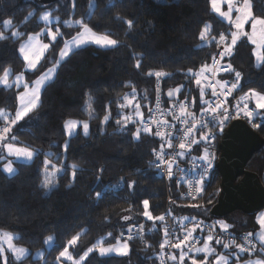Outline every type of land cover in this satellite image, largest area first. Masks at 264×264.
I'll return each mask as SVG.
<instances>
[{"label":"trees","instance_id":"obj_1","mask_svg":"<svg viewBox=\"0 0 264 264\" xmlns=\"http://www.w3.org/2000/svg\"><path fill=\"white\" fill-rule=\"evenodd\" d=\"M250 4L252 15L264 18V0H250ZM43 5L36 0H0V33L7 37L0 39V76L8 67L13 74L23 69L17 47L29 32L39 30L41 22L37 15ZM30 12L34 15L29 18ZM53 12L60 19H82L93 30L112 36L118 44L107 48L85 45L72 52L42 88L39 106L29 113V121L11 125L6 139L0 142L11 140L35 151L31 161L13 162L15 171L11 174L2 171L1 163L5 160H0V232L11 233L12 242L29 251L19 261L6 255L9 264H71L60 260L59 254L73 236L78 237L77 241L68 249L75 258L88 247L96 246L99 239L112 243L121 238L131 224L163 223L143 215L144 200L149 201L147 211L153 218L168 211L175 227L188 216L203 220L220 218L233 232L252 233L259 248L256 239L259 224L254 217L257 211L234 210L223 216L210 213L220 188L215 164L204 179L200 195L191 200L181 199L170 180H165L154 168L162 146L164 149V140L143 130L138 137L135 135L152 103L157 81L165 103L186 98L199 107L202 105L201 99L207 92L203 91L201 98L193 72L210 61L215 39L221 34L228 38L230 29L213 13L210 0H74V3L68 0ZM6 20L12 21L10 28L4 27ZM127 21H132L131 27ZM205 25L210 28L202 39L200 33ZM78 27H69V33ZM61 28L67 32V27ZM13 31L22 35L13 37ZM251 51V44L240 39L225 60L241 74L240 89L264 92V63L255 66ZM48 63L47 55L37 70L26 72L27 80ZM150 72L153 75H148ZM155 72L167 75L158 78ZM231 72L222 73L221 78L229 79ZM16 93L14 86L0 85V110L8 115L7 120L15 110ZM261 113L262 116L246 121L264 139V111ZM106 115L108 119L102 124ZM71 118L87 122V134L78 129L66 137L63 125ZM8 124L2 116L0 126ZM220 137L221 133L214 142L215 161ZM191 151L199 149L194 145ZM46 159L51 162L47 166ZM73 164L77 165L75 169ZM245 168L255 172L264 185V144ZM46 174L51 180L48 189L43 187ZM168 195L172 198L170 202L166 200ZM123 214L131 215L132 221L121 223ZM49 236L51 243L46 247L45 239ZM165 236L163 230H156L140 238L126 239L129 245L126 255L99 256L92 252L80 264H193V261L211 264L216 253L227 252L233 246L229 244L226 249L224 243L208 241L215 249L209 255L184 245L181 249L166 248ZM40 249L42 256L34 258L32 254ZM182 250L186 253L183 262L179 259ZM254 254L241 252L239 256ZM4 256V253L0 256V264H4ZM172 256L176 259H171Z\"/></svg>","mask_w":264,"mask_h":264},{"label":"snow or ice","instance_id":"obj_2","mask_svg":"<svg viewBox=\"0 0 264 264\" xmlns=\"http://www.w3.org/2000/svg\"><path fill=\"white\" fill-rule=\"evenodd\" d=\"M226 2L228 3V7H229V11L227 12H223L220 10V8L217 5V0H212V7L213 9L219 13V15L221 17L227 18L229 20V22H231V11L233 9V7H235L233 0H226ZM250 0H244V4L245 7H238L236 8V11L238 13H240V15H238L236 17L235 20V29L236 31L231 32V41L230 43H227L223 49V51L220 53L221 58H223L224 56H228L231 55L232 49L233 47L237 44V41L240 39L241 36H247L249 38V40L252 41V43L257 44L259 48L264 49V39L261 40H257L256 39V34L257 31L259 30L262 34H264V18H259L256 17L254 15H252V13L250 11H246V7L249 5ZM74 3V0H73ZM90 7H94V5H90ZM34 15V13L30 12L29 13V18ZM50 16L51 13L50 12H44L40 19L42 21L45 22V24H50L51 20H50ZM119 18V17H118ZM57 22H59V18H56ZM246 22H250L251 23V28H252V34L249 35V33L244 32L243 31V27L244 24ZM64 25L66 27H76V26H80L82 31L77 33V35L73 36L71 39L69 40H64L63 41V48L60 50L59 52V59L56 60V64L59 65L63 60H65L67 57H69V55L74 52L75 50L83 47L84 45H86L87 43H95L97 45L103 46V47H112V46H116L118 44V41L111 39L110 36L108 35H103V36H98L97 34H95L94 32H92V29L89 28V26L87 24H85L83 22V20H75V21H64L63 22ZM127 24L129 25V27H131L132 25V21H127ZM12 26V21L11 20H6L4 21V27L5 28H10ZM259 26V29H258ZM210 28V25H205L204 29L201 31L200 33V37L202 39L205 38V33L208 31V29ZM44 33H46V35L48 37L51 38L50 42H54L57 40L58 36H63V33H61L60 28L57 27L55 31H52V29L46 28L43 30ZM42 33H37L35 35H29L28 39L21 44L20 46V53L23 55L24 60L27 62V68L30 70H37V65L40 63L41 59L45 57V53L49 50L50 47V43H41V41L39 40V36ZM11 35L13 37H18L21 36L22 34L19 31H13L11 33ZM7 37L4 36L3 33H0V39H6ZM226 37L221 34L220 36V41H225ZM257 61L264 63V51H260L257 52ZM137 67H139V61H137L136 64ZM55 68L52 69H48L44 74H42L39 78H37L34 82H33V86L29 89V86L27 83H24V81L22 80V74L21 75H17L15 78V81H13L12 83H16V86L19 87L21 83H24V87H25V91L21 92L19 94V108L17 109V111L15 112V116L14 118L11 119L10 121V125H15L18 121H20L21 119H23L24 117L28 116L29 113L33 112L40 103V91H41V87L44 86L48 80L53 78V73L55 72ZM207 66H205L204 68L201 69V72L206 71ZM224 71H234V69H232L231 64H228L226 67L223 68ZM11 74V70L10 69H5L4 71V75L0 76V84H3L6 87H11L12 83L9 82V75ZM148 75H153V73H149ZM154 75L156 77H162L167 75L166 73L163 72H155ZM198 75V74H195ZM236 75V80L237 83L240 79L241 74L239 72L235 73ZM196 83L199 85L201 83V81L199 79L196 80ZM237 83H233L232 84V88H236L237 87ZM226 84V82H224L223 84H221V87H224ZM133 93H135V89H133ZM169 97H171L172 93L169 92ZM204 92L203 89H201V98L203 97ZM213 95H216L215 92V88L213 87ZM253 95L257 96V108H264V95H261L259 93H255L253 92ZM125 99H127V97H125ZM207 103V102H206ZM124 105H121V107H123ZM184 105L181 104V117L184 115H188L191 116V113H185L184 112ZM89 108H91V105L89 104ZM221 108V105L217 104L215 107L210 108L208 111H210L211 113H216L217 109ZM202 111H205L204 109H201ZM137 115H140L139 113V105H137ZM245 115L248 117L252 116V112H245ZM0 116H3L5 120L8 119V115L6 113L3 112V110H0ZM222 119L220 120V123L222 124L224 122V120H227L230 118V116H228L227 114V110L225 109L223 113H221ZM181 117H177V119H181ZM108 117H105V120H107ZM130 119V117L128 118ZM127 122V120L125 121ZM182 123L187 124L188 121L187 120H181ZM117 123H119V121H117ZM143 123V122H141ZM165 125H167V121L163 122ZM10 125L6 126L2 129V131H0V141L5 139L6 134L10 131ZM170 126V125H169ZM254 127L256 125H253ZM76 127V122H69L66 124V128L68 129H74ZM195 127V125L192 126V128H188L187 131H185L183 133V136L185 138H187L189 136V134L192 132L193 128ZM83 129H84V133L87 134L88 129H89V125L87 122H85L83 124ZM145 132H149L150 128L148 127H144L142 129ZM141 129L138 128L137 132L135 133V135L138 137L140 134ZM155 135L157 136H161L164 137L165 135L171 136V133H163L161 131H157L155 133ZM207 136H202L201 139H207ZM13 139H15L13 137ZM199 141L197 140H191L190 142H185L184 140L181 141V143L179 144V148L182 150L178 153V155L183 156L184 155V151L185 149H190L192 147L193 144H198ZM167 146L169 148L172 147V143L171 140L168 141ZM5 147L8 150V154L9 155H15L17 157V159L20 158H24V159H32L34 157V152L32 150H30L27 147L24 148H14V146L12 144H6ZM67 147V145H65V148ZM163 146L161 149V153H158V158L160 160L161 163H167L168 164V176L172 177L173 172H172V165L173 163H175V160L173 159L172 161H165L164 157H163ZM211 154H209V156H205L202 159H204L207 162V166L204 170L203 173H201L200 176V181H197V183H200L201 181H203V179L207 176V169L211 168V158H210ZM4 157L0 156V160H2ZM51 162L49 160H45L44 164L47 166L48 164H50ZM77 165L73 164L72 168H76ZM157 167H159V165H157ZM4 170L8 173H13L15 171V169H13L12 167V161H9L7 164L4 165ZM62 170V169H58ZM74 175V174H73ZM51 184V180L48 178V175H45L44 181H43V187L48 189L49 185ZM191 186V184H190ZM197 191H199L200 189L197 188ZM98 196L100 195L99 193L97 194ZM143 205L145 208V211L143 213V215L145 217H147L149 220H159V221H163L164 220V216L161 215L159 217H155L153 218L151 216V214L147 211V208L149 206V201L144 200L143 201ZM223 224V228L224 230H227L229 228V225H227L224 222H221ZM258 223L260 224V231L256 234V238L259 240L260 242V246L258 251L261 253L262 256H264V214H261L260 217H258ZM195 229H193L194 231ZM131 233V229L129 230ZM3 237L5 239H7L9 241V250L13 253L14 258L16 260H21L22 258H24V256L26 255V250L20 247L15 246L14 244L11 243V241L14 239L13 235L11 233H3L2 234ZM79 235V234H78ZM165 235H169V230L167 228H165ZM192 235L191 231H188L187 235H185L183 237V239H181L178 243H175L174 247L176 249H181L182 245L185 244L186 241L189 240V237ZM252 233H249L245 236V240L248 242V247H245L243 244L241 245H235L236 248L239 249L240 252H248V253H252L257 251V245L256 243L253 242V240L251 239L252 237ZM77 236H73L72 239L70 241H68L69 244L74 245L77 241ZM133 237L131 236V234L129 235V239H132ZM49 240H51L52 238L49 237ZM213 240V236L209 235L207 237V240L204 244L203 247H197L195 248V251L197 253H207V254H212L215 252V249L211 248L208 244V241H212ZM167 242V241H166ZM119 243V241H118ZM216 243H221L220 240H217ZM232 244H235V241L233 240L231 242ZM161 249L164 248V244L160 245ZM224 248H229L230 245L229 243H224L223 244ZM93 249H88V252H91ZM129 250V245L127 241H124L121 247H115V246H110L108 248H104V247H100L99 251L101 255H104L106 253L112 252V251H118L121 255H126L127 252ZM4 249L2 246H0V256L3 255ZM88 252L85 253V256H87ZM68 253V249L67 247H65L64 251H62L59 255L61 257L67 256L68 260H72V257L70 255H67ZM186 253L183 252V250L181 251V255L179 257L180 261L183 262L184 260V256ZM233 255H235V253H233ZM4 258V264H9L8 258L6 256L3 257ZM81 260L84 259V257L80 258ZM171 259L175 260L176 257L172 256ZM207 259V257H206ZM237 260H239V256H237ZM74 264H79V261L74 262ZM193 264H196L195 261H193ZM203 264V262H202ZM216 264H229V257L227 256H218L217 257V261ZM244 264H264V258H257V259H249L247 261L244 262Z\"/></svg>","mask_w":264,"mask_h":264},{"label":"built area","instance_id":"obj_3","mask_svg":"<svg viewBox=\"0 0 264 264\" xmlns=\"http://www.w3.org/2000/svg\"><path fill=\"white\" fill-rule=\"evenodd\" d=\"M215 45L216 47L214 53L210 59L211 66L214 68L213 70L217 69L218 63L222 59L220 53L224 49V41H220V36L215 39ZM224 67L225 66L221 65L218 68L220 69V73L217 75H215V73H206V78H208L209 83L207 84L208 89L204 88V90L207 91V96L205 97L202 107L197 109L195 102L192 99L175 98L168 100V102L165 103L161 95L160 83L157 81L154 87L155 93L152 103L148 106L145 115L140 121L139 128L141 130L144 127H148L150 128L149 132L153 133L154 135L157 131H161L165 134L171 133V136L165 135L164 137H158L164 140V149L162 152L164 160H175V163L172 165L173 175L172 177L168 176V164L161 163L159 158L155 163L154 168L165 180H170L171 185L174 186L175 192L181 199L191 200L197 198L200 195L205 178L200 183H197V181H200L201 173L204 172L207 166V162L202 158L211 154V168L207 169L208 176L215 164L213 153L215 138L222 132V130L231 120L243 117L242 113L237 107V94L232 88L231 83H228L227 79H221L226 82L224 87L215 84L219 78V74L226 72L223 70ZM213 87L215 88L216 95H213ZM181 104L185 106L184 112L191 113V116L184 115L181 117ZM217 104L221 105V108L217 109L216 113H211L208 111ZM201 109H204L205 111H202ZM225 109L227 110V114L230 116V118L224 120V122L221 124V113H223ZM177 117H181V119H177ZM181 120H187L188 123H182ZM164 121H167V125L163 123ZM193 125H195V127L193 128L192 132L187 138H185L183 133L187 131L188 128H192ZM6 126H9V124ZM6 126L1 125L0 131H2V129ZM196 134L198 136L204 135L208 137L207 139L199 141L198 144L192 145H196L199 151L192 152L190 148L183 150V156L178 155V153L182 151L179 148L181 141L184 140L185 142H190L193 140L194 135ZM169 140H171L172 143L171 148L167 146ZM157 165H159V167H157ZM197 188L200 190L197 191ZM171 199L172 198H170V195H168L166 200L167 202H170ZM162 215L164 216V222L160 225L147 226L145 223H134L129 225L126 230L121 233V238L129 239L130 234L133 238H140L143 235L155 232L156 230H163L165 232V228H167L169 230V235L165 236L164 239L166 248L173 247L176 243L177 236L180 241L185 235H187L188 231H191L192 235L184 244L186 248L203 247L209 235L213 236V240L215 242L220 240L221 243H229L234 246L241 244H243L245 247L249 246L248 242L244 239L245 236L249 234V232L236 233L231 231L230 228L224 230L223 224L221 223L224 222V220L220 218L203 220L195 216H188L182 221L180 226L175 227L168 218L170 216L168 211L164 212ZM130 229L131 233L129 231ZM193 229L195 230L193 231ZM251 239L253 240V236ZM233 240L235 241V244L231 243ZM253 242L255 243L254 240ZM164 255L166 257L168 256L166 253H164Z\"/></svg>","mask_w":264,"mask_h":264},{"label":"rangeland","instance_id":"obj_4","mask_svg":"<svg viewBox=\"0 0 264 264\" xmlns=\"http://www.w3.org/2000/svg\"><path fill=\"white\" fill-rule=\"evenodd\" d=\"M36 1H37V0H36ZM67 1H68V0H58L57 3H55V4L51 5V6H48L47 4H44V5H43V7L41 8V10L39 11V13H38V15H37V20L41 22V26H40L39 30H37V31H33V32H29L25 37H23V38L20 40V42H19V44H18L17 52H18L19 56L23 59V62H24V63H23V69H22L20 72H16V73H14V74H13L12 71H11V74H10L9 77H8L10 83H12L13 81H15V78H16L17 75H21V74H22V80L24 81V83H27V84H28L29 89H30V88L33 86V82H34L37 78H39L42 74H44L48 69H52V68H55V69H56V68H57L58 65L56 64V60L59 59V52H60V50L63 48V41H64V40H69V39H71L73 36L77 35V33H79V32L82 31L81 27L79 26V27L77 28L76 31H73V32H70V33H69L70 30H68L69 27H67V29H66L67 32H66V33L63 32V30H62V28H61L62 26H65L63 22H64V21H69V20H71V21H75V20H73V19H71V18L60 19V15H59L58 13L53 12V11H54L55 9L59 8V5H60V4H66ZM233 3H234V5H235V7H233V9H232V11H231V18H232V19H231V22H229V20H228L227 18L221 17V16L219 15V13H217V12L213 9V7H212V0H210V7H211V10L213 11V13H214L215 15H217L222 21H224L225 23H227L228 25H230L229 36H228V38H226V40L224 41V47H225V45H226L227 43H230V41H231V32L236 31V29H235V20H236V17H237L238 15H240V13H238V12L236 11V8H238V7H245L244 0H233ZM217 5H218V7L220 8L221 11H223V12H227V11H229L228 3L226 2V0H217ZM46 11L51 13V16H50L51 23H50V24H47V25L45 24L44 21H42V20L40 19L41 15H42L44 12H46ZM246 11H250V12L252 13L250 2H249V5L246 7ZM56 18H59V22H57ZM259 18H263V17H259ZM49 27L52 29V31H55L56 28L59 27L61 33H63V36H62V37H61V36H58L56 41H54V42H50L51 38L48 37V36L46 35V33L43 32L44 29L49 28ZM65 27H66V26H65ZM89 28H91V27H89ZM91 29H92V28H91ZM258 29H259V26H258ZM243 31L249 33V35L252 34V28H251V23H250V22H246V23L244 24ZM92 32H94V33L97 34L98 36L108 35V34L103 33V32H97V31H95V30H93V29H92ZM37 33H42V34L39 36V40L41 41V43H50L49 50L45 53V56L48 55L49 63L47 64V66H46L43 70H41L39 73H37L33 78H31L30 80H27L26 75H25L26 72L33 71V70H30V69L27 68V62L24 60L23 55L20 53L19 49H20L21 44L24 43V42L28 39V36H29V35H35V34H37ZM108 36H110V35H108ZM110 38H111V39H114L112 36H110ZM240 39H244V40H246L247 42H249V43L251 44V46H252V51H251V53H252L253 63H254L255 66L260 65L261 62H258V61H257V52L262 51V48H259L257 44L252 43V41L249 40V38H248L247 36H241ZM240 39H239V40H240ZM256 39H257L258 41L261 40V39H264V34H262L259 30L257 31ZM114 40H115V39H114ZM239 40H238V41H239ZM238 41H237V42H238ZM57 42L60 43L58 47H56V43H57ZM86 45H93V46L100 47V48H107V47H103V46L97 45V44H95V43H87ZM53 46H55L56 49L52 52L51 49H52ZM84 46H85V45H84ZM234 47H235V46H234ZM234 47H233V49H234ZM233 49H232L231 55H232V53H233ZM231 55H228V56H226V57H230ZM43 59H44V58H42L41 61H42ZM41 61H40V63H41ZM40 63H39V64H40ZM39 64L37 65V67L39 66ZM228 64H229V60H228V59L225 60V56H224V57L219 61L218 66H217V69H215V70H213L214 68L211 66V61H208V62H206V63L200 65V66H199V67L193 72V74H194V82H195V84L197 85L199 92H200L201 89L204 90V88H207V87H208L207 84L209 83V81H208V78H206V73H207V72H208V74H214V73H215V75H217L218 73H220V69H218V68H219L221 65H223V66L226 67ZM205 66H207V69H208V70L201 72V69L204 68ZM5 69H10V68L8 67V68H5ZM5 69H4V71H5ZM10 70H11V69H10ZM4 71L2 72L1 76L4 75ZM55 71H56V70H55ZM228 72H231V71H228ZM236 72H237V71H232V72H231V74H232L231 77H230L229 79H227L228 83H231V85H232L233 83H237L236 75H235ZM54 74H55V72L53 73V77H54ZM195 74H198V75H195ZM197 79H199V80L201 81V83H200L199 85L196 83V80H197ZM213 79H214V77H213ZM221 79H222V78H221ZM50 80H51V79H50ZM50 80H48L47 82H49ZM240 80H241V77H240V79H239V81H238V83H237V87L234 88V90L236 91V94H237V99H238L237 107L239 108L240 112L242 113L243 118H244L245 120H247V121H250L254 116H257V115H258V116H262V113H261V112L264 111V108H257L256 105H257V99H258V98H257L256 95H253V92H255V93H259V94H261V95H264V92L258 91V90L253 89V88H249V89H240ZM205 82H206V83H205ZM24 83H21L19 87L16 86V83H12V86H14V88L17 89V93H16V107H15V110H14V112H13V115H12L11 119L14 118V116H15V112H16L17 109L19 108V99H18V97H19V94H20L21 92H24V91H25ZM215 84H216V83H215ZM0 85L4 86L3 84H0ZM5 87H6V86H5ZM43 87H44V86L41 87V90H42ZM40 93H41V91H40ZM199 94H201V92H200ZM246 111H248V112H252V116H251V117L246 116V115H245V112H246ZM105 117H107V115H106ZM105 117L103 118L102 124H105V122H106ZM11 119H10V120H5V121L8 122V123H10ZM22 121H23V122H27V121H29V115L26 116V117H24L23 119H21V120L18 121V122H22ZM69 122H76V127H75L74 129H68V128H66V124L69 123ZM84 123H85V122L77 121V120L72 119V118H71V119H67V120L64 122V125H63V126H64V132H65L66 137H69L70 135L74 134L78 129H80V130L84 133V129H83V124H84ZM202 136H204V135H199V136H198V135L196 134V135H194L193 140H197V141L204 140V139H201ZM0 142H1V141H0ZM6 144H12V145L14 146V148H24V147H27V146H25V145L15 143V142H13V141H11V140H5V141H3L2 143H0V151H1V153L3 154V157H4L3 159L5 160V161H3V162L1 163V169H2V171H4L6 174H11V173H8V172H6V171L4 170V165L7 164L9 161H12V167H13V169H15V168H14V165H13V162H29V161L32 160V159L29 160V159H24V158L17 159V157H16L15 155H9V154H8V150H7V148L5 147ZM27 148H29V147H27ZM29 149L32 150V151L34 152V154H35V151H34L33 149H31V148H29ZM261 214H264V209H263V210H259V211H257V212L254 214L256 224H259V223H258V217H260ZM259 231H260V224H259V230H258V232H259ZM258 232H257V233H258ZM3 233H7V232H0V246H2L3 249H4V252H3V253L5 254V256H6V255H7V256H11L13 259H15L13 253L9 250V241L3 237V235H2ZM257 233H256V234H257ZM49 237H51V236H49ZM49 237H47V238L45 239V246H46V247H49V246H50V243H51V240L48 239ZM51 238H52V237H51ZM256 239H257V238H256ZM118 241H119V243H118ZM124 241H127V240H126V239H122V238H118V239H116V241H114V242H112V243H102L101 240L99 239L98 242H97V245H96V246H94V247H88L87 249H85V250L82 252V254H81L79 257H75V258L71 255V252H70L69 249H68V246L70 245V244L68 243L67 246H66L67 249H68V253H67V255H70V256L72 257V260H68V259H67V256L61 257L60 255H59V259H60V260H64V261H70L71 264H74V262L79 261V264H80V263H81V262H82V261H83V260H84V259L90 254V253H92V252H95V253H96L97 255H99V256L121 255L118 251H112V252L106 253V254H104V255H101L99 249H100V247L108 248V247H110V246L121 247ZM257 241H259V240L257 239ZM127 242H128V241H127ZM11 243L14 244L12 241H11ZM14 245H15V244H14ZM15 246H16V245H15ZM17 247H20V248H23V249L26 250V255H25V256H27V255L29 254V251H28L27 248H25V247H21V246H17ZM90 248L93 249V250H92L91 252H88V249H90ZM64 249H65V248H63L62 251H64ZM257 249H259V248H257ZM62 251H61V252H62ZM5 252H6V253H5ZM86 252H88L87 256H85V253H86ZM233 253H235V255H233ZM240 253H241V252L239 251V249L236 248V247L233 245V246H231V247L228 249L227 252H226V251H225V252H224V251H221V252H219V253H216V255L213 257V260H212L211 264H216L217 257H218V256H221V255L229 257V264H244V262L247 261V260H249V259L264 258V256H262L260 253L257 254V251L254 252V253H256V254H254V255H250L249 257H246V258H240V256H239ZM42 254H43V250L40 249V250L35 251V252L32 254V256H33L34 258H37V257H41ZM25 256H24V257H25ZM237 256H239V260H237ZM81 257H84V259L81 260V259H80Z\"/></svg>","mask_w":264,"mask_h":264},{"label":"water","instance_id":"obj_5","mask_svg":"<svg viewBox=\"0 0 264 264\" xmlns=\"http://www.w3.org/2000/svg\"><path fill=\"white\" fill-rule=\"evenodd\" d=\"M51 4L58 0H37ZM264 139L243 118L231 120L222 130L218 142L219 192L210 213L223 216L234 210L254 213L264 207V185L255 172L246 170L251 156L259 151ZM132 216L123 214L121 223H129Z\"/></svg>","mask_w":264,"mask_h":264},{"label":"crops","instance_id":"obj_6","mask_svg":"<svg viewBox=\"0 0 264 264\" xmlns=\"http://www.w3.org/2000/svg\"><path fill=\"white\" fill-rule=\"evenodd\" d=\"M224 83V81L223 80H221V74H219V78L217 79V82H216V85H218V86H221V84H223ZM208 89V88H207ZM203 91H205V90H203ZM207 92V91H206ZM207 96V95H206ZM205 96V97H206ZM205 97H203V99H201L202 101L201 102H203L204 103V101H205ZM203 103H202V105H203ZM201 105V104H200ZM202 105L199 107L198 105H197V103H195V106H196V109L197 108H201L202 107ZM2 116H0V118H1ZM259 242V241H258Z\"/></svg>","mask_w":264,"mask_h":264}]
</instances>
